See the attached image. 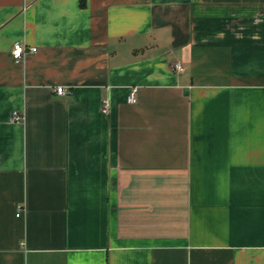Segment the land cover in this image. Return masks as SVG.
<instances>
[{"label":"crops","instance_id":"0c3cea01","mask_svg":"<svg viewBox=\"0 0 264 264\" xmlns=\"http://www.w3.org/2000/svg\"><path fill=\"white\" fill-rule=\"evenodd\" d=\"M0 264H264V0H0Z\"/></svg>","mask_w":264,"mask_h":264},{"label":"built area","instance_id":"2783aa9c","mask_svg":"<svg viewBox=\"0 0 264 264\" xmlns=\"http://www.w3.org/2000/svg\"><path fill=\"white\" fill-rule=\"evenodd\" d=\"M37 47L36 46H29L26 44V42H24L23 40H17L12 47V55L16 60H21L22 58H24L26 56V54H28L31 51H36ZM175 69L180 72L183 71L184 67L180 62H177L174 65ZM136 88H134V90L132 91V93L129 96V100L131 102L136 101ZM56 91L58 94H65L67 92V89L64 85H58L56 87ZM110 104H111V100L109 96H106L103 98V106H102V110L104 113H108L110 111ZM14 119L16 121H21L23 119L22 114L16 112L14 114ZM23 208H18L17 211V215L20 216L21 212H22Z\"/></svg>","mask_w":264,"mask_h":264}]
</instances>
